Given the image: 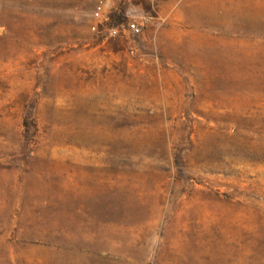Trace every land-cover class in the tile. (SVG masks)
Masks as SVG:
<instances>
[{"label":"rangeland","instance_id":"obj_1","mask_svg":"<svg viewBox=\"0 0 264 264\" xmlns=\"http://www.w3.org/2000/svg\"><path fill=\"white\" fill-rule=\"evenodd\" d=\"M0 264H264V0H0Z\"/></svg>","mask_w":264,"mask_h":264},{"label":"built area","instance_id":"obj_2","mask_svg":"<svg viewBox=\"0 0 264 264\" xmlns=\"http://www.w3.org/2000/svg\"><path fill=\"white\" fill-rule=\"evenodd\" d=\"M95 16H98L99 15V11H95ZM127 30L132 34V35H137L140 33L141 29L140 27L134 23V22H128L127 23ZM116 32L115 29H112L111 33L114 34Z\"/></svg>","mask_w":264,"mask_h":264}]
</instances>
